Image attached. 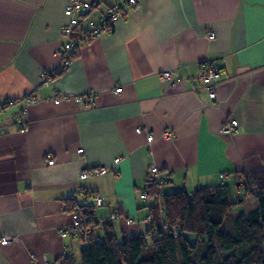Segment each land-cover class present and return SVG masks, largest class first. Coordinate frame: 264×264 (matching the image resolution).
<instances>
[{
  "label": "crops",
  "instance_id": "obj_1",
  "mask_svg": "<svg viewBox=\"0 0 264 264\" xmlns=\"http://www.w3.org/2000/svg\"><path fill=\"white\" fill-rule=\"evenodd\" d=\"M67 1L0 0V104L29 91L39 100L20 120L12 118L19 104L0 112V126H9L0 134V236L16 238L0 244V264L56 262L80 250L61 232L71 221L69 199L91 206L98 195V218L117 208L116 232H140L151 165L167 180L164 192L226 183L237 194L245 174L264 171V0H139L37 88L66 42ZM97 1L101 11L118 0ZM205 60L221 69L212 100L198 82ZM164 70L180 80L162 83ZM55 91L93 92L95 102L71 97L56 104L48 99ZM229 120L237 131L221 133ZM165 130L172 136L164 138ZM99 166L110 170L80 177ZM245 197L255 200L245 211L255 209L256 198Z\"/></svg>",
  "mask_w": 264,
  "mask_h": 264
},
{
  "label": "trees",
  "instance_id": "obj_2",
  "mask_svg": "<svg viewBox=\"0 0 264 264\" xmlns=\"http://www.w3.org/2000/svg\"><path fill=\"white\" fill-rule=\"evenodd\" d=\"M166 182L164 176L161 185L146 180L149 213L144 229L135 234L116 232L119 209L114 220L108 214L98 218L96 207L69 199L70 211L94 214L97 220L84 241L71 236L80 244L78 257L66 251L56 262L46 259L51 264H264V171L245 174L239 181L244 194L256 198L257 207L236 213L238 202L226 183L188 193L164 192Z\"/></svg>",
  "mask_w": 264,
  "mask_h": 264
},
{
  "label": "built area",
  "instance_id": "obj_3",
  "mask_svg": "<svg viewBox=\"0 0 264 264\" xmlns=\"http://www.w3.org/2000/svg\"><path fill=\"white\" fill-rule=\"evenodd\" d=\"M139 0H118L116 3L107 5L103 10H98L99 2L97 0H68L64 8V15L68 18V23L61 28V33L66 37V42L61 46L57 52V63L48 71H44L39 79L38 87L48 85L52 82L60 72L66 69L72 62L74 55L77 53L78 48L86 42L101 36L107 32L112 31L114 24L121 18L125 17L128 12V7L138 4ZM95 13V14H94ZM214 34L211 33L209 38H213ZM221 74V69L217 62L205 60L200 66L198 82L200 81L207 90V97L209 100L216 98V85L217 80ZM162 83H171L180 80L179 76L174 73V70H164L159 74ZM192 80V79H191ZM121 88H115L114 92L118 93ZM75 95V96H74ZM68 94L62 91H55L48 96V99L54 103H59L61 100L74 98L78 103L85 106H93L95 102V94L89 92L87 94ZM39 102L38 98L33 95L32 91L25 93L23 96L15 100H7L0 104V112L6 107L19 104L20 107L12 114L14 120H20L25 114L28 106ZM237 121H226L220 129L221 133H234L237 131ZM9 126L3 124L0 126V134L7 132ZM137 132L143 131L142 128H136ZM164 138L172 136L171 131L165 130L162 133ZM146 141L149 145L153 141V135L146 132ZM77 152L82 153V149ZM47 163L52 165L54 161L50 158ZM109 171L106 166H99L91 170L84 171L80 174L81 178H89L95 175H104ZM146 180L149 183L162 184V171L155 165L148 167L146 171ZM141 199L147 201L149 196L143 192ZM104 205L103 198L95 196L92 199L93 207H100ZM118 209L113 208L108 213L107 217L114 220L117 217ZM94 220H97L94 214L87 215L80 211H74L71 214V221L67 227L61 230L62 235L80 236L84 241L91 233ZM130 224V220H126ZM16 238L11 235L0 236V244L7 245ZM32 264H36V260L32 259ZM44 264H51L44 258Z\"/></svg>",
  "mask_w": 264,
  "mask_h": 264
},
{
  "label": "rangeland",
  "instance_id": "obj_4",
  "mask_svg": "<svg viewBox=\"0 0 264 264\" xmlns=\"http://www.w3.org/2000/svg\"><path fill=\"white\" fill-rule=\"evenodd\" d=\"M236 187L237 188H235V190H239V191L237 192V194H235V193L233 194V200L235 202H238L240 199L245 200V201L241 204L236 205L233 208V213L244 211L246 208V205H250V202H255V200L253 198L245 197L244 190L240 186L237 185ZM248 198H249V200H248ZM116 227H117V225H116ZM117 233L120 234V231L118 229H117ZM188 237L192 240H195V238H196L195 235H189ZM74 255L75 256L79 255L78 249L74 250Z\"/></svg>",
  "mask_w": 264,
  "mask_h": 264
},
{
  "label": "bare ground",
  "instance_id": "obj_5",
  "mask_svg": "<svg viewBox=\"0 0 264 264\" xmlns=\"http://www.w3.org/2000/svg\"><path fill=\"white\" fill-rule=\"evenodd\" d=\"M26 93H27V92H26ZM23 95H24V94H23ZM23 95H22V96H23Z\"/></svg>",
  "mask_w": 264,
  "mask_h": 264
}]
</instances>
